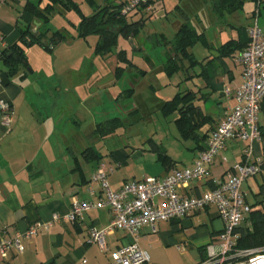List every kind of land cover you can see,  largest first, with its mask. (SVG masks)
I'll list each match as a JSON object with an SVG mask.
<instances>
[{
	"label": "crops",
	"instance_id": "obj_1",
	"mask_svg": "<svg viewBox=\"0 0 264 264\" xmlns=\"http://www.w3.org/2000/svg\"><path fill=\"white\" fill-rule=\"evenodd\" d=\"M86 1L92 9L90 14H86L83 6L77 2L84 14L92 15L99 6L118 5L127 0ZM28 2L41 6L46 4L45 0H0V35L4 36L7 47L21 43L20 30L26 25L30 26L31 31L40 32L47 27L50 33L61 30L66 37L53 45L52 51L37 43L23 44L25 53L26 48L29 50L30 59L29 56L27 58L30 68L22 65L12 77L8 75L7 65L0 58V76L4 83L2 95L11 100L15 107L12 127L5 130L0 124V238L25 231L37 221H49L54 213H68L74 198H99L100 184L92 182L91 178L100 165L113 168L108 179L114 189H119L128 181L141 180L148 175L163 177L173 168L192 166L206 144L205 140L197 142L183 138L175 123L178 134L167 139L168 142L154 134L149 137L159 145L160 151L172 158L173 166L170 169L158 161L157 153L148 142L149 138L141 143L131 144L129 148L112 151L107 159L86 157L84 151L89 147L101 155L95 145L101 136L93 135V130L99 123L94 114L89 129H83L84 117L79 108L85 106L86 110L83 111H88L87 102L96 96L101 100V88L105 89L117 81H104L93 92L84 88L82 81H59L60 74L56 73L54 66L59 58L55 56L57 51L62 53L60 62L65 71L72 58L68 59L69 53L81 55L76 57L78 64L86 63L92 48L95 53L99 36H78L81 17L75 11L56 10V13L65 18L70 12L77 14L78 17L73 21L67 20L73 25V30L63 24L56 28L50 26L56 13L50 17L48 25H43L39 18L25 9ZM263 10L264 2L258 6L255 2L247 1L236 13L217 15L213 11L212 0H150L148 6L127 15L130 21L145 20L141 30L143 33L140 32L136 38L125 39L132 46L128 57L135 64L138 61L135 53L144 54L145 62L154 68L157 62L151 55L152 50L161 46V52L167 55L171 47L166 43L186 17L194 23L199 33H204L209 45L197 43L191 49L199 60L192 69L193 78L179 81L178 84V92H194L195 105L208 117V122L199 130L204 136L216 128L236 104L235 91L243 81L242 67L237 62V57L248 43V29L256 16L264 31V22L261 23ZM158 38L165 43L149 42ZM231 40L238 42L240 47L231 55L223 56L219 47ZM122 47L118 44L116 53L121 48L126 50V46ZM126 52L128 53L127 50ZM98 58L101 60L100 55ZM165 60L166 57L160 59V65L163 66ZM137 63L140 64V61ZM117 66L127 68L119 60L116 62ZM129 82H132V86L128 88L134 89L130 97L132 99L136 96L139 84L135 83L137 81ZM125 90L119 92L118 96H123ZM173 96L160 97V103ZM75 102L78 103L76 108L73 106ZM140 106L147 105L142 101L135 109L140 110ZM260 125L263 135L254 142V155L264 159V101ZM244 146V142L235 138L228 139L226 148L211 166V178L192 181L180 190L181 194L199 195L223 181L227 171L243 160ZM221 155L226 156L227 160L224 161ZM134 164L142 166L135 169ZM263 183L264 172L244 183L243 191L250 204L264 203V194H259ZM90 187L96 191L94 197ZM250 193L253 200L248 199ZM111 219V209L101 207L85 213L84 218L76 224L55 222L49 228L41 227L36 235L25 240L26 249L22 254L12 255L6 260L0 253V264H113L112 253L131 239L127 233L116 231L108 235L107 253L89 241L90 227L95 225L99 229L103 228ZM223 228L224 223L217 208L209 205L188 216L160 222L155 231L146 226L139 244L148 251L149 264H199L206 255L202 249L207 248Z\"/></svg>",
	"mask_w": 264,
	"mask_h": 264
},
{
	"label": "built area",
	"instance_id": "obj_2",
	"mask_svg": "<svg viewBox=\"0 0 264 264\" xmlns=\"http://www.w3.org/2000/svg\"><path fill=\"white\" fill-rule=\"evenodd\" d=\"M150 0H127L121 9L124 15L148 6ZM249 40L244 50L237 57L242 67L243 81L235 91L236 104L216 128L209 131L204 149H202L192 166L173 168L166 176H145L141 180L128 181L119 189H114L108 179L113 168L100 165L92 175L91 181L100 184L99 198L73 199L68 213H54L49 221H37L25 231L15 232L0 238V253L3 259L22 254L25 240L38 233L39 228H49L55 222L76 224L84 218L85 213L101 207L112 211L110 223L89 229V241L96 244L102 252H108L107 236L124 231L131 239L112 253L113 264H149L150 255L142 249L139 239L143 229L150 226L156 230L163 221L188 216L194 212L215 205L224 228L206 248L207 259L200 264H264V249H236L241 227L251 211L247 202L244 183L264 172V159L255 157L254 142L263 135L260 114L264 101V31L258 24V16L248 29ZM7 44L0 35V55ZM4 87L0 76V124L9 130L15 119V107L11 100L2 95ZM235 138L245 143L243 160L234 164L226 173V178L199 195H182L180 190L192 181L211 178V166L217 156L226 148L227 141ZM224 161L226 156L221 155ZM94 197L96 191L90 187Z\"/></svg>",
	"mask_w": 264,
	"mask_h": 264
},
{
	"label": "trees",
	"instance_id": "obj_3",
	"mask_svg": "<svg viewBox=\"0 0 264 264\" xmlns=\"http://www.w3.org/2000/svg\"><path fill=\"white\" fill-rule=\"evenodd\" d=\"M45 1L46 4L44 6L28 2L25 9L33 16L39 18L43 25L49 24L50 17L56 13L57 8L64 12L75 11L81 17L80 23L78 24V36L80 38H87L90 35H98L99 41L96 45L95 53L100 56H106L113 52V49L118 46L120 37L125 39L136 38L145 23L144 19L130 21L127 15L121 12L123 4L126 1L118 5L108 4L102 7L99 6L92 15L84 14L80 4L76 0ZM247 1L255 2L258 6L260 3L264 2V0H212V8L217 15L236 13L244 7ZM20 33L21 43L8 46L2 50L0 55V58L7 65V73L11 77L19 72L22 65L30 68L23 44L28 45L37 43L43 48L52 51V46L60 43L66 37L65 33L61 30L50 33L48 27L41 30L37 35H34L28 25L22 28ZM157 41L159 43H165L161 38L156 39V42ZM197 43L209 45L204 33H199L194 23L186 17L181 21L179 29L174 36L166 43V45L171 47V50L166 55V60L162 66V70L165 74L173 76L180 72H184V75L186 74L185 72L189 73L195 64L199 62L191 51L192 47ZM239 47L240 45H238V42L231 40L222 44L219 47V51L223 56H227L231 55ZM117 55L118 60L121 63L124 62L127 67L130 65L135 66L131 59H129L125 49L118 50ZM186 62L188 64H186ZM124 71L125 67L117 66L115 76L121 77ZM140 72L141 74H146L147 70L142 69ZM184 78L191 79L193 78V74H188ZM125 92L126 93L123 94L124 96L131 97L134 89L127 88ZM194 98L195 94L192 91H179L171 99L164 101L160 105V108L165 115L178 113L175 123L183 138H190L197 142L207 141L208 134L202 136L199 130L208 122V117H206L195 105ZM137 113L138 109H134L129 115L132 117ZM125 119L126 118L116 116L99 122L93 130V135L107 136L113 134L116 132V129L125 124ZM148 142L151 143L153 150L157 153L158 161L161 162L164 167L170 169L171 166H173L172 158L167 153L160 151L159 145L152 138H149ZM204 147L205 145H203L202 149H204ZM84 153L89 159H91V156H95V159L102 158V155L98 154L92 147L87 148ZM212 187H216V185H212ZM262 193L264 194V183L260 186L259 194ZM250 205L251 211L248 213L244 224L237 229L239 237L237 239L236 249H264V203L260 204L256 202ZM202 252H206V247L202 249ZM206 259L207 256L204 255L202 262Z\"/></svg>",
	"mask_w": 264,
	"mask_h": 264
},
{
	"label": "rangeland",
	"instance_id": "obj_4",
	"mask_svg": "<svg viewBox=\"0 0 264 264\" xmlns=\"http://www.w3.org/2000/svg\"><path fill=\"white\" fill-rule=\"evenodd\" d=\"M77 1L81 4V6H83L84 12L86 14H90L92 9L89 7L87 1ZM76 17L78 16L75 12H70V15L67 18H65L60 13H56L52 18L50 26L56 28L63 24L69 29L73 30V25L67 20L69 19L73 21L76 19ZM263 22L264 16L261 17V23ZM140 34L141 33H139V35ZM149 42L153 44L156 42V39L149 40ZM118 44L121 47L126 46L128 56L131 54V43H128L125 38L120 37ZM117 48L118 46L113 49V52L107 54L106 57L101 56V60H99L98 55L94 53L92 48L90 54H88V60L84 64L77 63L76 57L81 55L71 52L68 55V59L70 57L72 58L71 60L69 59L65 70L66 72L68 71L67 73L63 71L62 63L60 62V57L62 56L61 51H57L55 54V56L59 57L54 64L56 73L60 74V79H58L56 76V79L59 81H82L84 88L89 90V92H93L95 88H97L100 84H103L104 81H117L113 84H110L105 89L101 88V100H98L96 96L95 99L87 102L86 105L88 111H83L86 110L85 106L79 108V110H82L84 117L82 126L85 130L89 129L91 126L94 120L92 116L93 114L98 122H102L116 116L126 118L125 124L116 129L115 133L107 136H101V139H98L95 143L96 148L101 152L103 159H107L112 151L126 149L131 144L141 143L146 138H149L152 134H154L157 138H165V140H169L174 135L178 134L175 125V118L178 116V114H163L162 109L160 108V97L167 98L173 96L179 90V81L191 80L192 78L185 79L184 77L188 74L194 73L193 70H190L189 73L185 72V75L183 74L184 72H180L173 76H168L165 74V72L162 70V65H160V59L163 60L166 55L161 52L163 47L156 46V48L151 52V55L154 56L157 62L154 68L145 62L144 54L135 53V58L138 60L135 61V66H126L127 68L125 69L122 76L116 77L115 70L116 62L118 60V55L116 53ZM28 53L29 50L26 48L25 54L27 56H29ZM139 61L140 64L137 63ZM142 69L147 70V73L143 76L140 72ZM129 81H137L135 83L139 84L136 88V96L132 99L124 95L118 96L119 92L132 86V82ZM111 94L113 97H111ZM142 101L147 106H140L141 109L138 110V113L130 117V112L138 107ZM77 105V102L73 103L74 108H76ZM168 140L166 142H168ZM141 166V164H134L135 169H140ZM248 199L253 200L251 193L248 195Z\"/></svg>",
	"mask_w": 264,
	"mask_h": 264
},
{
	"label": "water",
	"instance_id": "obj_5",
	"mask_svg": "<svg viewBox=\"0 0 264 264\" xmlns=\"http://www.w3.org/2000/svg\"><path fill=\"white\" fill-rule=\"evenodd\" d=\"M34 35H37L39 32L38 31H32Z\"/></svg>",
	"mask_w": 264,
	"mask_h": 264
}]
</instances>
